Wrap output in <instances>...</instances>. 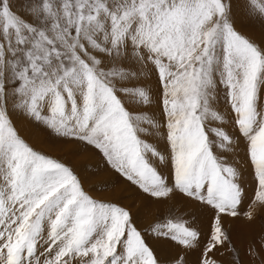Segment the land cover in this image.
I'll return each instance as SVG.
<instances>
[{"label": "snow or ice", "instance_id": "6c2138e0", "mask_svg": "<svg viewBox=\"0 0 264 264\" xmlns=\"http://www.w3.org/2000/svg\"><path fill=\"white\" fill-rule=\"evenodd\" d=\"M225 216H264V0H0V264H264Z\"/></svg>", "mask_w": 264, "mask_h": 264}, {"label": "rangeland", "instance_id": "374dc122", "mask_svg": "<svg viewBox=\"0 0 264 264\" xmlns=\"http://www.w3.org/2000/svg\"><path fill=\"white\" fill-rule=\"evenodd\" d=\"M20 127L21 134L38 150L44 151L48 154L54 155L62 161L68 163L70 166L80 173L82 172L85 163H88L86 153H78L69 151L66 145L53 142L45 134H36L30 132L25 125H18ZM98 156V154H96ZM91 163H95L93 160ZM245 178L248 181L247 190L249 199L245 201L243 210L247 209V205L251 203V198L254 196V184L251 182L250 169L246 171ZM123 182L120 188H117L114 192L108 191L105 193L111 199L119 200L121 204L132 206L134 214L137 209L141 207L142 197L135 193L134 189L129 188L127 191H121L123 188ZM86 188L90 186L86 183ZM94 195L97 193H93ZM152 204L153 202H149ZM179 206V205H178ZM186 211L192 213L197 219V226L201 227L206 232L208 224L210 223L211 213L208 209L201 208L199 205L189 204ZM155 216V207L145 208L141 217V222L149 223ZM224 226L230 232L233 242L237 248L243 250L247 245V242L253 238L257 233L264 228V216L258 217L253 223H248L243 216L240 218H232L229 216L223 217ZM198 252H193L189 255L190 264H196L198 259ZM226 259V258H225ZM247 257H245V260Z\"/></svg>", "mask_w": 264, "mask_h": 264}]
</instances>
